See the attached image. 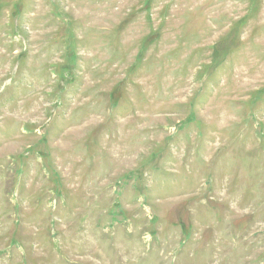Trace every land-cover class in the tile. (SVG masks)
Returning a JSON list of instances; mask_svg holds the SVG:
<instances>
[{
  "label": "rangeland",
  "instance_id": "rangeland-1",
  "mask_svg": "<svg viewBox=\"0 0 264 264\" xmlns=\"http://www.w3.org/2000/svg\"><path fill=\"white\" fill-rule=\"evenodd\" d=\"M0 264H264V0H0Z\"/></svg>",
  "mask_w": 264,
  "mask_h": 264
}]
</instances>
